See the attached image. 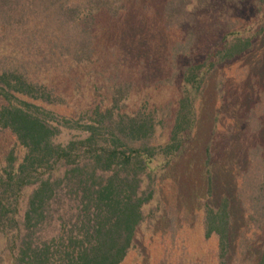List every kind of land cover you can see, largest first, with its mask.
<instances>
[{
	"label": "trees",
	"instance_id": "trees-1",
	"mask_svg": "<svg viewBox=\"0 0 264 264\" xmlns=\"http://www.w3.org/2000/svg\"><path fill=\"white\" fill-rule=\"evenodd\" d=\"M246 1L157 0L164 28L181 30L188 41L198 13L220 4L226 34L208 53L210 61L185 68V89L172 111L144 103L127 113L132 84L114 81L109 103L75 121L54 112L64 104L57 83L94 63L99 19L116 21L140 0H0V135L12 140L0 157V264L123 263L136 230L157 211L145 212L156 194V173L174 164L192 138L206 77L252 48V30L244 38L227 34L235 27V5ZM254 4L262 7L264 0ZM164 111L165 124L157 119ZM263 125L264 100L246 118L244 136L254 143L235 195L244 234L260 235L244 241L259 257L242 264H264ZM65 130L81 136L57 143ZM205 154L207 164L208 148ZM230 226L228 197L217 207L204 205V238L217 239L219 264H227Z\"/></svg>",
	"mask_w": 264,
	"mask_h": 264
},
{
	"label": "rangeland",
	"instance_id": "rangeland-1",
	"mask_svg": "<svg viewBox=\"0 0 264 264\" xmlns=\"http://www.w3.org/2000/svg\"><path fill=\"white\" fill-rule=\"evenodd\" d=\"M156 1L140 0L116 21L98 20L95 61L57 83L64 100L54 108L57 116L80 121L94 105H107L114 81L132 84L127 113L144 103L151 108L168 107L167 111L175 108L185 89L183 71L189 64L209 62L208 53L226 29L219 27L221 6L217 3L210 13H198L195 37L188 41L181 30L164 28ZM254 1L235 5V27L227 31L244 38L248 35L244 30H252V48L218 65L206 77L195 104L192 138L174 164L156 173V194L145 212L157 211L136 230L133 248L122 264H219L217 239L204 238L203 210L206 204L217 207L224 197L230 200L231 215L227 264L259 257L256 247L244 248V241H258L260 235L244 234L245 214L235 196L240 176L249 165L248 149L254 143L244 136L246 118L264 100V6ZM167 111L157 118L164 124ZM160 135L165 133L157 132ZM80 136L79 131L65 130L56 142L64 144ZM259 138L264 141V125ZM11 143L9 136L0 135V157Z\"/></svg>",
	"mask_w": 264,
	"mask_h": 264
}]
</instances>
